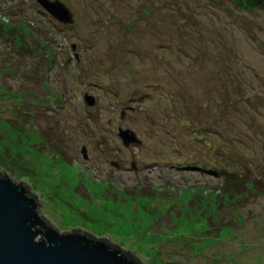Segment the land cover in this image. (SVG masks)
Masks as SVG:
<instances>
[{"label": "rangeland", "instance_id": "1", "mask_svg": "<svg viewBox=\"0 0 264 264\" xmlns=\"http://www.w3.org/2000/svg\"><path fill=\"white\" fill-rule=\"evenodd\" d=\"M57 1L0 0V173L143 264H264V12Z\"/></svg>", "mask_w": 264, "mask_h": 264}, {"label": "water", "instance_id": "2", "mask_svg": "<svg viewBox=\"0 0 264 264\" xmlns=\"http://www.w3.org/2000/svg\"><path fill=\"white\" fill-rule=\"evenodd\" d=\"M35 1L58 23L72 25L73 15L62 2ZM117 137L125 147L140 144L128 129L120 130ZM29 191L0 174V264H138L105 239L78 230L57 231L40 216L39 203Z\"/></svg>", "mask_w": 264, "mask_h": 264}, {"label": "trees", "instance_id": "3", "mask_svg": "<svg viewBox=\"0 0 264 264\" xmlns=\"http://www.w3.org/2000/svg\"><path fill=\"white\" fill-rule=\"evenodd\" d=\"M232 2L236 6V8H238L241 11H243V10L244 11H254L255 9H259V10H262L264 12V0H232ZM116 23H118L117 20H116ZM0 174L2 176H6L5 174H2V173H0ZM225 180H226V184L227 183L230 184L233 182L234 178H230V176H228ZM234 187L238 188L237 183H235ZM235 190L237 191V189H235ZM42 218L44 219V217H42ZM124 253L133 257L138 264H142L138 258H136L132 255V253H130V252H124Z\"/></svg>", "mask_w": 264, "mask_h": 264}, {"label": "bare ground", "instance_id": "4", "mask_svg": "<svg viewBox=\"0 0 264 264\" xmlns=\"http://www.w3.org/2000/svg\"><path fill=\"white\" fill-rule=\"evenodd\" d=\"M88 32H89V31H88ZM110 38H111V37H110ZM108 42H109V41H108ZM108 42H107V43H108ZM101 43H102V42H101ZM115 43H116V42H115ZM108 44H109V43H108ZM111 48H112V47H111ZM207 94H208V93H207ZM216 106H217V105H216Z\"/></svg>", "mask_w": 264, "mask_h": 264}]
</instances>
